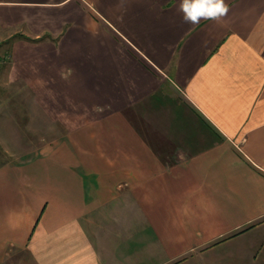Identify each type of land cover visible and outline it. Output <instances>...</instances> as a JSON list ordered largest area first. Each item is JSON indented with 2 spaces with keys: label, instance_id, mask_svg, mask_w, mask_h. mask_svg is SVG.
I'll return each mask as SVG.
<instances>
[{
  "label": "crops",
  "instance_id": "1",
  "mask_svg": "<svg viewBox=\"0 0 264 264\" xmlns=\"http://www.w3.org/2000/svg\"><path fill=\"white\" fill-rule=\"evenodd\" d=\"M225 2L0 0V87L69 114L0 164V264H264V0Z\"/></svg>",
  "mask_w": 264,
  "mask_h": 264
},
{
  "label": "rangeland",
  "instance_id": "2",
  "mask_svg": "<svg viewBox=\"0 0 264 264\" xmlns=\"http://www.w3.org/2000/svg\"><path fill=\"white\" fill-rule=\"evenodd\" d=\"M18 21V26L0 27V50L22 33L33 34L28 23ZM11 83L9 88L0 87V164L19 160L37 143L55 138L54 130L66 125L69 115L63 113L59 97L57 101L50 100L52 89L26 86L17 80Z\"/></svg>",
  "mask_w": 264,
  "mask_h": 264
},
{
  "label": "clouds",
  "instance_id": "3",
  "mask_svg": "<svg viewBox=\"0 0 264 264\" xmlns=\"http://www.w3.org/2000/svg\"><path fill=\"white\" fill-rule=\"evenodd\" d=\"M179 11L186 23L196 25L202 19L218 22L229 12L225 0H180Z\"/></svg>",
  "mask_w": 264,
  "mask_h": 264
}]
</instances>
